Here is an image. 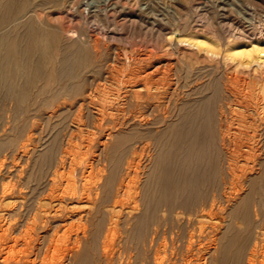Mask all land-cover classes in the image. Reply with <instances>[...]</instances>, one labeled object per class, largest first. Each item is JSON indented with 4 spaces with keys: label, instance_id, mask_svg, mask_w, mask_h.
Masks as SVG:
<instances>
[{
    "label": "rangeland",
    "instance_id": "374dc122",
    "mask_svg": "<svg viewBox=\"0 0 264 264\" xmlns=\"http://www.w3.org/2000/svg\"><path fill=\"white\" fill-rule=\"evenodd\" d=\"M85 1L86 0H13L12 2L14 5L12 4L10 9L4 8L5 2H3V11H1L2 14L0 13V35L4 36V40H0V163L6 157L8 160L5 159V161H8L9 165L11 164L10 168L13 166L12 168L14 169L18 165L22 168L19 167L21 169L18 171L19 175L17 173L14 175L15 180L11 177L8 178L10 176L6 174L8 171H6V175L2 176V179L0 178V217L3 215L5 216L10 210L17 208V210L15 209V214H17L15 216H17V218H19V216L29 217V222L32 221L35 215H42V218H44L47 213L49 214L58 209L55 198L54 200L56 202H54L53 198L51 199L47 196L48 189L51 187L49 182L54 179L58 182L55 187L57 190L55 192L56 195L59 191L63 190L65 192H62L69 197L71 195L70 192H73V187H77V189L79 186H82L83 189L84 187L88 188L87 182L89 181L90 185V181L92 183V181L96 180L91 184L92 187L89 186L92 188L93 192L90 195L92 199L87 197L85 193V195L83 194L80 198L78 196L76 199H66L65 202L63 201V205H67L65 206L67 208V214L71 212L70 207L73 206V214L75 216L78 215V212L79 215L85 214L84 221L78 220V222H86L85 224L88 225L85 232V234H87L88 243L86 242L85 245L80 247V249H82L79 255L75 257L77 259L73 258L69 260L68 254L70 251L69 248L71 247L69 241L65 246L60 247L61 249L57 251V253L47 252L46 247H42L43 240L40 236L42 234L44 235L47 228L37 227L32 232L34 237L32 246L34 243L36 245L32 248V250H34L32 251L33 254L31 258L33 259L35 257V264H48L49 262H51L49 264H128L127 261L130 262V264H158L159 262H162V264H192V262H194L193 264H196V262L197 264H213L210 259L207 260V258H204L205 253L213 248V245L210 244L211 237L215 236L216 232H220L221 234L218 233V236L221 237L224 233L223 230L227 229V222L229 220H233L236 225L235 230L241 234H239L236 239L238 244H234L236 248L233 247V250L228 247L224 249L221 254V256L223 255L221 262L223 261L224 263L222 262L221 264H264V67L254 63L250 65L239 64V62H236L238 61L237 59L234 60L227 57L225 51V47L232 40H253V38L262 39L264 37V0H113L118 3V10L109 11L111 15L108 14L109 12L104 13L106 10L103 9L105 7L102 5L95 15L89 14L87 15L89 17L86 16L85 18H81L79 12L84 8L83 5ZM81 5L83 7H81ZM24 21H26V24ZM240 28H243V31L246 30V28L248 30L251 29L250 32H253L252 36H248V33L239 30ZM84 30L85 32H89L91 36H95H92V39L95 40L96 37L100 39L98 40L100 41L98 53L87 44H75L74 47L72 45L67 46L66 40L69 39V36L73 35L76 37ZM51 31H53V33H51L52 35L48 34V32L50 33ZM37 33H39L38 38ZM76 33L77 35H74ZM23 34L26 36L24 43L21 42V40L19 41ZM197 34H207L214 39L218 45L210 47V50L207 51L196 44L194 46L189 45L186 41H181V39L189 38ZM235 34L241 36L237 37ZM18 36L19 39L17 38ZM32 36L34 37L33 39L31 38ZM1 38L3 37L1 36ZM17 39L18 42H16ZM26 46L29 50L27 49L23 52ZM115 50L120 51L122 61L115 59ZM19 52H21V54ZM147 54H152V58L150 56L148 57ZM145 55L147 56L145 57ZM141 57L142 60H144L143 62L140 61ZM158 61L166 63V65L169 62L171 65L168 64L169 66H166L164 64L161 73L157 75L158 77L154 76L149 80H152V82L149 83L150 94L153 95L152 93H154V96L150 94V96H148L146 91H142V97L139 96L140 94H133L132 98L131 96L127 97L129 88L128 81L130 80L131 74L130 70L133 71L134 68H139L142 63L145 67H141L146 68L147 64ZM210 80L211 82H209ZM152 89L156 91L152 92ZM136 97H140L138 98V102ZM146 97L147 99H145ZM135 99L137 105L135 104ZM140 99H142V102ZM128 101L132 102L130 103ZM186 105L189 106L186 108L189 109L190 118H188V123L183 126V128H185L181 133L183 139L179 138L181 140L179 142L181 143L178 142L175 144L174 148H167L164 146L161 147V149L159 148V151H161L158 155V168L156 172L152 173L154 178L152 176L150 177L157 183L155 185L161 184L160 187L162 186L161 188H163V190L165 189V191L161 190L159 186H157V191L152 189L150 194L154 196L150 198V209H147L143 216L128 221L126 217L129 214L134 215L135 213H131L127 205L125 206L126 200L123 198L125 195L123 194L125 193V187L121 182L124 181L123 183H125L126 165L133 151L132 149L136 147L138 150L140 145H148L147 152L150 153L149 156H152L156 142L160 145L166 140L167 136V139L170 138V131L165 129V118L167 120L170 119L181 107L184 108ZM235 108L237 110H235ZM134 110H136L137 113H134ZM137 110L142 114L147 112L146 115L148 117L152 116L150 120H148L149 118L143 114L145 120L149 122V126H132L134 115H136V117L140 115ZM170 110L173 111L172 114ZM251 114L254 115L251 116ZM199 121H202L201 123L203 126ZM219 121H222L221 124L223 125H219ZM227 121H229V123ZM156 123L158 124L157 127ZM232 123L233 126H231ZM192 124L194 125L192 126ZM195 125L198 126L197 130L200 127V131L198 130L199 133H195L198 131L193 130L194 135L193 133H189V131L193 132L191 130L196 129ZM124 126H126V128ZM152 126L155 127L153 128ZM246 126H248V128H246ZM158 127L160 128L158 129ZM116 128L120 130V133L114 137L113 141L109 142L103 154L99 148L100 143L109 130H115ZM219 128L221 129L219 130ZM177 131L178 130H175V133ZM201 131L203 133L202 135L200 133ZM253 132L255 133L253 134ZM158 135L161 138H159ZM183 135L185 137H183ZM241 140L243 142H251L250 144L252 146L255 145V150L259 146L263 147V150H261V152L256 150V154L254 153L255 150H250L249 152V150H245V148L239 151L233 150V144H239V142H242ZM114 142H116V145H113ZM25 143L30 149V152L28 154V159L22 163L15 157L19 155ZM178 145H181L182 152L181 147ZM190 145L194 148L196 147L195 149L197 150L193 149ZM176 146L179 147L180 154L182 155H177L178 153L176 151L178 148ZM32 148L35 149V152H33L34 150ZM222 148L224 150H222ZM184 150L186 152H184ZM235 152L236 154L240 153V156L238 154V156L235 155ZM227 155H229V157ZM242 155L247 157L244 158ZM61 156H65L63 158L67 160L64 167L61 164ZM238 157H241V159ZM71 160H73V162H71ZM93 161H98L100 164L96 162L95 164L97 165H95ZM71 163H73V166L76 164L75 168L78 169H74ZM57 166L59 168H55ZM70 167L73 168L71 169ZM54 171L56 174H54ZM70 172L75 178L70 177ZM52 174L54 177H52ZM58 175H60L61 178ZM80 176L83 177L85 181L81 180ZM89 176L93 179L89 178ZM100 176H102V180L97 182V178L99 180ZM86 177L89 179L87 180ZM249 178L253 180L251 181ZM151 179L150 181H152ZM7 180H14L12 182H14V184L16 183V186L19 184L18 187L20 188V192L17 191V193L13 195V198H2L1 184L9 182ZM118 182H120L119 184L122 186L119 185ZM59 183L62 184L58 185ZM94 183H97V185H95L99 188H97ZM180 183L185 184L181 185ZM192 183H196L195 186L197 185L196 187H198L199 190H197L198 188L194 189V184L191 187ZM54 184L55 183H52L51 185ZM176 184L181 185L179 189L182 188V190L184 186L186 191L192 189L189 190V192H185V195L190 193L189 196L185 197L189 203L186 209L187 211L181 209L171 210V206L173 205L171 201L174 198L169 192L176 188ZM164 185L169 188H164ZM186 185H190L188 190ZM170 186L171 188L173 186V188L171 189ZM90 188H88V191ZM121 191L123 192L122 194ZM119 192L121 196H118ZM93 194H95V196H93ZM243 194L247 195V200L245 201L246 204L242 203L244 205L242 206V204H240L238 207V209H242V211L240 212L239 210V212L237 211L235 214L230 213L231 205L237 200H241V197L245 196ZM231 195L232 197H229ZM16 196L17 199H19L18 203V200L15 201ZM97 196L98 198H96ZM88 198L91 199V201ZM115 198L119 199L116 200ZM230 198H233V200ZM79 200L84 204L78 202ZM69 201L75 204L73 203L72 205ZM116 201H119L122 205ZM211 202L220 206L221 210H217L220 214L216 213V216H211L206 214L205 211L200 210L204 207H210L212 204ZM78 203L81 208L78 206ZM21 204L22 206H20ZM89 206H91V208ZM118 206L122 208L120 207L121 209L119 208L117 212L114 208ZM123 207H126V209ZM20 208L22 209L20 210ZM246 208L247 212L242 214ZM254 208L257 210L256 212ZM42 211H45L46 213H44L46 215ZM195 213L199 215H195ZM115 217L118 220H116ZM76 218H78V216ZM210 218L211 220H209ZM111 219L116 220L117 230L114 236L110 235L105 238V235L108 233ZM137 219L138 221H136ZM162 219H165V221H162ZM216 221L217 225L219 226V224H221V226H216ZM195 224L196 227L193 226ZM189 225L192 228L189 227ZM213 225L217 228H214ZM204 227L206 229H204ZM208 227L210 229H208ZM202 229L206 232L204 234L208 232L206 237L211 235L208 238L210 241L208 239V242L205 240L207 246H203L202 248L198 242L196 243L198 247L195 244H189L192 237L191 232L195 231L193 235L200 237ZM80 231H82V229ZM164 231L166 233H163ZM211 231L216 232L213 235ZM56 233H53L50 239H56L64 232L62 229ZM164 234L167 235L165 236ZM170 234H174V238L173 235L171 236ZM257 234H259V236ZM163 237L165 238L163 239ZM200 238L201 240L203 239V237ZM200 238H198L197 241L200 240ZM48 239L49 238H47V240ZM185 240H187V243ZM254 240H258L260 245L255 254H251L250 247L253 246ZM162 242L165 246L162 245ZM152 243H156L155 245L157 247L155 245L154 247ZM187 245L188 247H186ZM219 247L217 246L218 249H220ZM36 248L40 249V251ZM63 248L65 250H63ZM162 248L164 251L161 250ZM203 249H206L207 252ZM189 250H192L194 253L192 251V254L189 253ZM184 251L186 253H184ZM215 251L216 250L213 251V254L216 257L219 256L218 258L220 259V253ZM227 251L229 252L227 253ZM45 254L48 255L47 258ZM61 257L62 259H60ZM189 257H191V259H189ZM202 259H204V261ZM214 263L219 264L217 259Z\"/></svg>",
    "mask_w": 264,
    "mask_h": 264
},
{
    "label": "bare ground",
    "instance_id": "6f19581e",
    "mask_svg": "<svg viewBox=\"0 0 264 264\" xmlns=\"http://www.w3.org/2000/svg\"><path fill=\"white\" fill-rule=\"evenodd\" d=\"M13 0H0V13H1V11H3V2H5V6H4V8H9L10 9V7H11V5L13 4V2H12ZM117 1V0H116ZM116 1H113V0H86L85 1V3H84V8L83 9H81L80 10V16H81V18H85L87 15H89V14H94L95 15V13H97V11L99 10V8H100V6H102L103 5V7H105V8H103L104 10H106V12H104V13H107V12H109V11H116V10H118V3L116 2ZM83 2V1H82ZM14 5V4H13ZM82 5H81V7H83ZM102 9V10H103ZM122 10V9H121ZM5 11V10H4ZM7 11V10H6ZM70 13V12H69ZM113 13V12H112ZM2 14V13H1ZM14 14V13H13ZM109 15H111L110 14V12L108 13ZM124 14V13H123ZM12 15V14H11ZM114 15V14H113ZM15 16V15H14ZM99 16V15H98ZM124 16V15H123ZM87 17H89V16H87ZM113 17V16H112ZM124 17H126V16H124ZM19 20V19H18ZM116 20V19H115ZM28 21V20H27ZM127 21V20H126ZM25 22V24H26V21H24ZM24 22H23V24H24ZM28 23V22H27ZM88 23V22H87ZM29 25V24H28ZM241 26V25H240ZM1 27V26H0ZM18 27V26H17ZM58 28V27H57ZM33 29V28H32ZM89 29V28H88ZM245 29V28H244ZM34 30V29H33ZM54 30V29H53ZM60 30V29H59ZM181 30V29H180ZM179 30V31H180ZM236 30V29H235ZM239 30H242L243 31V28H240ZM250 30L251 29H247L246 28V30H244L243 32H247L248 33V36H252V33L250 32ZM261 30V29H260ZM36 31V30H35ZM86 31H87V29H86ZM171 31H173V30H171ZM71 32V31H70ZM234 32H236V31H234ZM260 32V31H259ZM45 33V32H44ZM51 33H53V31H51L50 33L48 32V34H51ZM55 33V32H54ZM67 33V32H66ZM263 33V32H262ZM38 35H37V38L39 37V33H37ZM47 34V33H46ZM170 34V33H169ZM174 34V33H173ZM179 34H180V32H179ZM232 34V33H231ZM242 34V33H241ZM25 34H23L21 37H20V39H19V36L17 37L18 39H19V41L21 40V42H23L24 43V41H25V37L26 36H24ZM28 35V34H27ZM52 35V34H51ZM54 35V34H53ZM74 35H77V33L76 34H74ZM236 35V34H235ZM247 35V34H246ZM1 36L3 37V38H1ZM69 36V35H68ZM93 36V35H92ZM91 36V34L89 33V32H85V30L83 31V32H81V33H79L76 37H74L73 35L72 36H69V39H67L66 40V44H67V46H75V44H87L90 48H92L95 52H99V48H98V45L100 44V41H98V40H100V39H97L98 37H96L95 38V40L94 39H92L93 37H95V36H93L92 37ZM187 36V35H186ZM237 36V35H236ZM241 36V35H240ZM239 35L237 36V37H240ZM36 37V36H35ZM107 37V36H106ZM28 38H29V36H28ZM32 39L34 38L33 36L31 37ZM52 38V37H51ZM18 39H17V41L16 42H18ZM55 39V38H54ZM235 39V38H234ZM243 39V38H242ZM0 40L1 41H3L4 40V36L3 35H0ZM0 41V42H1ZM63 41H65V40H63ZM181 41L182 42H184V41H186L189 45H194L195 46V44L197 45V46H199V47H202L203 49H206L207 51L208 50H210V47H213V46H215V45H218L217 43H216V41L214 40V39H212L210 36H208L207 34H197V35H195V36H191V37H189V38H185V39H181ZM37 42V41H36ZM57 42V41H56ZM99 42V43H98ZM185 42V43H186ZM38 43V42H37ZM63 43V42H62ZM21 44V43H20ZM179 44H181V43H179ZM21 46H22V44H21ZM52 46V45H51ZM62 46H64V45H62ZM84 46V45H83ZM105 48V47H104ZM22 49V48H21ZM29 50V48L26 46L24 49H23V52H25L26 50ZM63 49V48H62ZM2 50V49H1ZM150 50V49H149ZM218 50V49H217ZM18 51V50H17ZM16 51V52H17ZM225 51H226V54H227V57H230L231 59H237L238 61H236V62H239V64H242V65H250V64H252V63H254V64H257L258 66H261V67H264V37L262 38V39H255V38H253V40H232V41H230L229 43H228V45L225 47ZM70 52V51H69ZM135 52H136V50H135ZM223 52V51H222ZM2 53V52H1ZM20 54H21V52H19ZM28 53V52H27ZM26 53V54H27ZM141 53V52H140ZM150 53V52H149ZM160 53V52H159ZM179 53V52H178ZM209 53V52H208ZM30 54V53H29ZM136 54V53H135ZM181 54V53H180ZM148 55V57L150 56L151 57V55L152 54H147ZM147 55H145V57L147 56ZM22 56H23V54H22ZM113 57V56H112ZM114 57H115V59L116 60H121L122 59V55H121V53H120V51H116L115 50V52H114ZM147 57V58H148ZM156 57V56H155ZM140 58V57H139ZM152 58V57H151ZM133 59V58H132ZM137 59V58H136ZM135 59V60H136ZM144 59V58H143ZM146 59V58H145ZM156 59H157V57H156ZM129 60V59H128ZM149 60H150V58H149ZM122 61V60H121ZM140 61H144V60H142V57H141V60ZM141 62V63H142ZM23 63V62H22ZM133 63V62H132ZM135 63V62H134ZM137 63H138V61H137ZM137 63H136V65H137ZM140 63V62H139ZM171 63H172V61H171ZM143 64V63H142ZM142 64H140L141 66H144V65H142ZM144 64H145V62H144ZM166 65V63H162L161 61H158V62H151L150 64H147V66H146V68H142L140 65V67L139 68H131L130 66V68L131 69H133V71L132 70H130L131 71V74H130V80L128 81L129 82V88H128V91H127V97H129V96H131V98H132V95L133 94H140L139 96L140 97H142L143 95H142V91H146V93H147V95L148 96H150L151 94H150V87H149V83H151L152 82V80L151 81H149L150 79H152L151 77H154V76H157V75H159L160 73H161V69H162V66L163 65ZM168 64H170L169 62H168ZM167 64V65H168ZM133 65V64H132ZM146 65V64H145ZM166 65V66H167ZM171 65V64H170ZM12 66V65H11ZM125 66V65H124ZM169 66V65H168ZM20 67V66H19ZM137 67V66H136ZM145 67V66H144ZM170 67H172V66H170ZM213 67V66H212ZM253 67H254V65H253ZM127 68V67H126ZM165 68V67H164ZM169 68V67H168ZM22 69V68H21ZM113 69V68H112ZM255 69H256V67H255ZM127 70V69H126ZM170 73H172V72H170ZM236 73V72H235ZM114 74V73H113ZM166 74V73H165ZM237 74V73H236ZM20 75V74H19ZM29 75V74H28ZM222 75H223V73H222ZM162 76V75H161ZM164 76V75H163ZM233 76V75H232ZM231 76V77H232ZM21 77V76H20ZM158 77V76H157ZM168 77V76H167ZM19 78V77H18ZM235 78V77H234ZM128 79H129V77H128ZM157 79V78H156ZM223 79V78H222ZM159 80H161V79H159ZM158 80V81H159ZM264 80V79H263ZM24 81V80H23ZM155 81H157V80H155ZM161 81H163V80H161ZM209 82H211V80L209 81ZM216 82V81H215ZM161 83V82H160ZM163 83V82H162ZM245 83V82H244ZM126 84H128V83H126ZM207 84V83H206ZM217 84V83H216ZM248 84V83H247ZM156 85V84H155ZM176 85V84H175ZM174 85V86H175ZM228 85V84H227ZM227 85H224V86H227ZM236 85V84H235ZM240 85V84H239ZM27 87V86H26ZM157 89V88H156ZM246 89V88H245ZM157 90H159V89H157ZM250 90V89H249ZM153 91H156V90H153L152 89V92ZM181 91V90H180ZM211 91V90H210ZM151 92V93H152ZM175 92V91H174ZM264 92V91H263ZM160 93V92H159ZM236 93V92H235ZM150 94V95H149ZM153 95H151V96H154V93H152ZM228 94V93H227ZM125 95V94H124ZM191 95V94H190ZM240 95V94H239ZM253 95V94H252ZM184 96V95H183ZM233 96V95H232ZM235 96V95H234ZM134 97V96H133ZM140 97H136V99H137V102H138V98H140ZM145 97V96H144ZM186 97V96H185ZM244 97V96H243ZM249 97V96H248ZM247 97V98H248ZM256 97V96H255ZM180 98H181V96H180ZM136 99H135V102H136ZM145 99H147V97L145 98ZM229 99V98H228ZM142 99H140V101H141ZM154 100H155V98H154ZM162 100V99H161ZM161 100H159V101H161ZM238 100V99H237ZM243 100V99H242ZM260 100V99H259ZM264 100V99H263ZM140 101H139V103H140ZM146 101V100H145ZM148 101V100H147ZM158 101V100H157ZM128 102H130V101H128ZM132 102V101H131ZM130 102V103H131ZM134 102V103H135ZM137 102L135 103L136 105H137ZM142 102V101H141ZM175 102V101H174ZM196 102V101H195ZM238 102V101H237ZM125 103V102H124ZM145 103V102H144ZM239 103V102H238ZM241 103H242V101H241ZM146 104V103H145ZM152 104V103H151ZM151 104H150V106H151ZM155 104H157V103H155ZM160 104V103H159ZM132 105V104H131ZM136 105H135V107H136ZM144 105V104H143ZM229 105V104H228ZM245 105V104H244ZM140 106V105H139ZM144 106H146V105H144ZM143 106V107H144ZM148 106V105H147ZM153 106V105H152ZM157 106H159V105H157ZM163 106V105H162ZM178 106V105H177ZM167 107V106H166ZM184 107V106H183ZM186 107H189L188 105H186L184 108H180L176 113H175V115H173L170 119H166L165 118V125H166V128L165 129H167V130H169L170 131V138L169 139H167V137H166V140L164 141V142H162L160 145H158L157 144V142H156V145H155V148H154V151L152 152L153 154H152V156H149V152H147V150H148V145H140L139 146V148H138V150H137V148L136 147H133V151H132V153H131V156L129 157V160L127 161V171H126V180H125V183H123V182H121V184L122 185H124V187H121V188H124V192L125 193H123L122 191H121V194L123 193V194H125L124 196H123V198L126 200V203H125V206L127 205V208L130 210V212L132 213H135L134 215L133 214H129L128 216H127V214H128V212H127V214H126V219L128 220V221H130V220H132V219H135V218H139V217H141V216H143L144 214H145V212H146V210L147 209H150V202H151V196L153 197L154 195H152V194H150V191L152 190V189H157L158 187L157 186H159L160 187V185L158 184V185H155V184H157V183H155L150 177L152 176V173H154V172H156V170H157V168H158V164H159V162H158V160H159V158H158V155H159V153H160V151H159V148L161 149V147H167V148H174L175 147V144H177L179 141H181L179 138H182L181 137V133L183 132V130L185 129V128H183V126H185L187 123H188V118H190L189 117V114H190V112H189V109H187ZM224 107V106H223ZM140 108V107H139ZM149 108V107H148ZM159 108V107H158ZM177 108V107H176ZM230 108V107H229ZM246 108H247V106H246ZM256 108V107H255ZM136 109V108H135ZM141 109H143V108H141ZM166 109V108H165ZM164 109V110H165ZM178 109V108H177ZM248 109V108H247ZM261 109V108H260ZM132 110V109H131ZM130 110V111H131ZM151 110V109H150ZM155 110V109H154ZM235 110H237L236 108H235ZM263 110V109H262ZM137 111H139V110H137ZM145 111H146V109H145ZM149 111V110H148ZM136 112V110H134V113ZM144 112V111H143ZM156 112V111H155ZM154 112V113H155ZM161 112H164V111H161ZM170 112H171V114H172V110H170ZM169 112V113H170ZM219 112V111H218ZM137 113V112H136ZM139 113H140V111H139ZM147 113V112H146ZM146 113L144 112L143 114H145V116H147L146 115ZM159 113H160V111H159ZM158 113V114H159ZM169 113H167V114H169ZM236 113V112H235ZM250 113H252V112H250ZM256 113V112H255ZM259 113V112H258ZM257 113V114H258ZM130 114V113H129ZM128 114V115H129ZM142 113H140V115L139 116H137L136 117V115H134V119H133V125L132 126H139V127H142V126H146V125H148L149 126V122H147L146 120H145V118L143 117L144 115H143ZM156 114V113H155ZM154 114V115H155ZM166 114V115H167ZM192 114V113H191ZM222 114V113H221ZM242 114V113H241ZM161 115V114H160ZM164 115V114H163ZM170 115V114H169ZM245 115V114H244ZM252 115H254V114H251V116ZM261 115V114H260ZM132 116V115H131ZM168 116V115H167ZM235 116V115H234ZM148 117V116H147ZM150 117H152V116H150ZM150 117H148L149 119L148 120H150ZM203 117V116H202ZM263 117V116H262ZM144 118V119H143ZM123 119V118H122ZM152 119V118H151ZM221 119V118H220ZM219 119V120H220ZM225 119V118H224ZM228 119V118H227ZM222 120V119H221ZM234 120V119H233ZM251 120V119H250ZM242 121V120H241ZM256 121V120H255ZM200 122V121H199ZM202 122V121H201ZM200 122V123H201ZM220 122V121H219ZM218 122V123H219ZM222 122V121H221ZM221 122L219 123V125H223V124H221ZM228 123H229V121H227ZM261 122V121H260ZM126 123V122H125ZM124 123V124H125ZM129 123V122H128ZM192 123V122H191ZM198 123V122H197ZM199 123V124H200ZM240 123V122H239ZM116 124V123H115ZM123 124V123H122ZM121 124V125H122ZM157 124V123H156ZM161 124V123H160ZM198 124V125H199ZM202 124V123H201ZM231 124V123H230ZM255 124H256V122H255ZM119 125V124H118ZM191 125V124H190ZM194 124H192V126H193ZM131 126V125H130ZM151 126V125H150ZM158 126V124L156 125V127ZM160 126V125H159ZM200 126V125H199ZM202 126H203V124H202ZM202 126H200V127H202ZM205 126V125H204ZM231 126H233V123H232V125ZM236 126V125H235ZM238 126V125H237ZM245 126V125H244ZM257 126V125H256ZM259 126V125H258ZM122 127V126H121ZM125 128H126V126H124ZM128 127V126H127ZM138 127V128H139ZM153 128L155 127V126H152ZM197 127L198 126H196L195 125V128L196 129H192L191 131H198L199 130V128H198V130H197ZM223 127V126H222ZM227 127H228V125H227ZM226 127V128H227ZM264 127V126H263ZM145 128V127H144ZM147 128V127H146ZM150 128V127H149ZM148 128V129H149ZM160 127H158V129H159ZM226 128H225V130H226ZM229 128V127H228ZM227 128V129H228ZM238 128V127H237ZM246 128H248V126H246ZM245 128V129H246ZM257 128V127H256ZM122 129V128H121ZM129 129V128H128ZM164 129V130H165ZM171 129V130H170ZM221 128H219V130H220ZM224 129V128H223ZM231 129V128H230ZM240 129H241V127H240ZM254 129V128H253ZM156 130V129H155ZM163 130V129H162ZM175 130H178L176 133H175ZM232 130V129H231ZM249 130V129H248ZM110 131V130H109ZM108 131V133H107V135L105 136V138L102 140V142L100 143V151L104 154V152H105V150H106V148H107V145L109 144V142L110 141H113V139H114V137L115 136H117L119 133H120V130L118 129V128H116L115 130H111L110 132ZM122 131H123V129H122ZM124 131H126V130H124ZM149 131V130H148ZM186 131H188V130H186ZM194 131L193 132H190L189 131V133H193L194 134ZM200 131V130H199ZM199 131L198 132H195V133H199ZM204 131V130H203ZM224 131V130H223ZM229 131V130H228ZM254 131V130H253ZM222 132V131H221ZM230 132V131H229ZM132 133V132H131ZM135 133H138V132H135ZM186 133V132H185ZM201 133V135L203 134L202 133V131L200 132ZM228 133V132H227ZM255 132H253V134H254ZM141 134H142V132H141ZM184 134V133H183ZM232 134V133H231ZM231 134H229V135H231ZM245 134V133H244ZM262 134V133H261ZM139 135V134H138ZM144 135V134H143ZM160 135V134H159ZM158 135V136H159ZM163 135V134H162ZM195 135V134H194ZM222 135V134H221ZM228 135V136H229ZM241 135V134H240ZM258 135V134H257ZM134 136V135H133ZM187 136H188V132H187ZM237 136H238V134H237ZM261 136V135H260ZM32 137V136H31ZM137 137V136H136ZM165 137V136H164ZM183 137H185L184 135H183ZM190 137H191V135H190ZM243 137V136H242ZM242 137H241V139H242ZM257 137V136H256ZM153 138V137H152ZM159 138H161L160 136H159ZM196 138V137H195ZM230 138H231V136H230ZM229 138V139H230ZM244 138H246V137H244ZM183 139V138H182ZM186 139V138H185ZM187 139H188V137H187ZM228 139V140H229ZM254 139V138H253ZM257 139V138H256ZM47 140V139H46ZM135 140V139H134ZM141 140H143V139H141ZM149 140V139H148ZM227 140V141H228ZM230 140H232V139H230ZM243 140V139H242ZM241 140V141H242ZM246 140V139H245ZM150 141V140H149ZM160 141V140H159ZM221 141V140H220ZM224 141V140H223ZM240 141V140H239ZM248 141H249V139H248ZM29 142V141H28ZM188 142V141H187ZM257 142V141H256ZM255 142V143H256ZM260 142V141H259ZM258 142V143H259ZM139 143V142H138ZM145 143V142H144ZM146 143H147V141H146ZM151 143V142H150ZM179 143H181V142H179ZM192 143V142H191ZM251 143V142H250ZM249 142H239V144L238 143H235V144H233V150H242V148L244 149L245 148V150H249V152H250V150H255V145L254 146H252L251 144H250ZM44 144V143H43ZM42 144V145H43ZM140 144V143H139ZM195 144V143H194ZM193 144V145H194ZM224 144L226 145V143L224 142ZM257 144V143H256ZM29 145V144H28ZM113 145H116V142H114V144ZM132 145V144H131ZM137 145V144H136ZM184 145V144H183ZM22 146V145H21ZM47 146V145H46ZM51 146V145H50ZM78 146V145H77ZM82 146V145H81ZM80 146V147H81ZM178 146H180L181 147V145H178ZM186 146V145H185ZM190 146H192V145H190ZM221 146H222V144H221ZM228 146H229V144H228ZM259 146V145H258ZM115 147V146H114ZM150 147V146H149ZM177 147V146H176ZM193 147V146H192ZM192 147H191V149H192ZM198 147V146H197ZM223 147V146H222ZM231 147V146H230ZM48 148V147H47ZM98 148V147H97ZM152 148V147H151ZM178 149H177V155H179L180 154V149H179V147H177ZM196 148V147H195ZM194 147H193V149H195ZM201 148V147H200ZM224 149H225V147H223ZM222 148V150H224ZM20 149H21V147H20ZM33 149V148H32ZM76 149V148H75ZM81 149H82V147H81ZM81 149H79V150H81ZM186 149V148H185ZM187 149H188V147H187ZM192 149V150H193ZM34 151L33 152H35V149H33ZM158 150V151H157ZM168 150V149H167ZM195 150H197V149H195ZM200 150V149H199ZM228 150V149H227ZM256 150H259L260 152H261V150H263V147H261V146H259L258 148H256ZM256 150L254 151V153L256 154L257 152H256ZM130 151V150H129ZM188 151V150H187ZM229 151V150H228ZM231 151H232V149H231ZM29 152H30V149L28 148V146H27V144L25 143L24 144V147H23V149L19 152V155L17 156V157H15L16 159H19L20 160V162H22V163H24L27 159H28V154H29ZM55 152V151H54ZM73 152V151H72ZM78 152V151H77ZM80 152V151H79ZM89 152V151H88ZM100 152V153H101ZM181 152H182V147H181ZM184 152H186L185 150H184ZM230 152V151H229ZM234 152V151H233ZM74 153H75V151H74ZM86 153V152H85ZM163 153V152H162ZM251 153H252V151H251ZM259 153V152H258ZM77 154V153H76ZM80 154H82V153H80ZM148 154V155H147ZM230 154H231V152H230ZM238 154V153H237ZM236 154V152H235V155H237ZM246 154V153H245ZM248 154V153H247ZM14 155H17V154H14ZM13 155V156H14ZM56 155V154H55ZM86 155V154H85ZM147 155V156H146ZM180 155H182V154H180ZM184 155H185V153H184ZM232 155H233V153H232ZM232 155H230V156H232ZM239 156H240V153L238 154ZM237 155V156H238ZM251 155V154H250ZM250 155H248V156H250ZM36 156V155H35ZM73 156V155H72ZM72 156H70V157H72ZM74 156H75V154H74ZM73 156V157H74ZM87 156V155H86ZM228 157H229V155H227ZM234 156V155H233ZM243 156V155H242ZM241 156V157H242ZM257 156V155H256ZM62 157V156H61ZM63 157H65V156H63ZM60 158V160H61V164H62V166L64 167L65 165H66V163H67V160H66V158ZM67 157V156H66ZM79 157V156H78ZM80 157H81V155H80ZM79 157V158H80ZM85 156L83 155V158H84ZM97 157H98V155H97ZM96 157V158H97ZM241 157L239 158V159H241ZM244 157V156H243ZM247 157V156H246ZM246 157H244V158H246ZM190 158V157H189ZM3 159V158H2ZM1 159V160H2ZM5 159H6V157H5ZM5 159H3V161H1V163H0V178L2 179V176L3 175H6V174H9L10 176L8 177V178H14V175H16V173L18 174V171H20L21 169L20 168H22V167H20L18 164H16V165H18L17 167H15L14 169L12 168H10V165H9V163H8V161H5ZM69 159V158H68ZM71 159V158H70ZM85 159V158H84ZM195 159V158H194ZM238 159V160H239ZM251 159V158H250ZM6 160H8V159H6ZM59 160V159H58ZM74 160V159H73ZM73 160H71V162H73ZM94 160V159H93ZM97 160H98V158H97ZM187 160V159H186ZM244 160H246V159H244ZM92 161V160H91ZM99 161V160H98ZM98 161H96V162H98ZM107 161V160H106ZM249 161V160H248ZM10 162V161H9ZM33 162V161H32ZM56 162V161H55ZM87 162V161H86ZM94 162V161H93ZM96 162H94V164L96 163ZM232 162H234V161H232ZM254 162V161H253ZM252 162V163H253ZM89 163V162H88ZM99 163V162H98ZM105 163V162H104ZM180 163V162H179ZM205 163V162H204ZM80 164H81V162H80ZM86 164V163H85ZM100 164V163H99ZM233 164H235V163H233ZM14 165V164H13ZM16 165H14V166H16ZM69 165V164H68ZM71 165L73 166V163H71ZM79 165V164H78ZM77 165V166H78ZM95 165H97V164H95ZM241 165H242V163H241ZM249 165H251V164H249ZM54 166V165H53ZM60 166V165H59ZM75 166H76V164L73 166L74 167V169H78V168H75ZM87 166H88V164H87ZM92 166H93V164H92ZM105 166V165H104ZM240 166V165H239ZM259 166V165H258ZM20 167V168H19ZM73 167H70L71 169L73 168ZM79 167H81V166H79ZM85 167V166H84ZM84 167H83V171H84ZM101 167V166H100ZM229 167V166H228ZM235 167V166H234ZM55 168H59L58 166L57 167H55ZM62 168V167H61ZM68 168H69V166H68ZM82 168V167H81ZM86 168V167H85ZM94 168V167H93ZM92 168V169H93ZM96 168V167H95ZM105 168V167H104ZM236 168V167H235ZM247 168V167H246ZM251 168V167H250ZM9 169H11V170H9ZM245 169V168H244ZM80 170V169H79ZM82 170V169H81ZM91 170V169H90ZM89 170V171H90ZM6 171H8L7 173H6ZM72 171V170H71ZM100 171H101V169H100ZM104 171H105V169H104ZM103 171V172H104ZM4 174H3V173ZM55 172V171H54ZM63 172V171H62ZM65 172V171H64ZM78 172H80V171H78ZM87 172V171H86ZM6 173V174H5ZM52 173V172H51ZM85 173V172H84ZM125 173V172H124ZM245 173V172H244ZM54 174H56V172L54 173ZM59 174V173H58ZM77 174V173H76ZM86 174V173H85ZM89 174V173H88ZM87 174V175H88ZM93 174V173H92ZM94 174L96 175V173L94 172ZM19 175V174H18ZM53 175V174H52ZM70 175H71V172H70ZM78 175V174H77ZM81 175V174H80ZM87 175H84V176H87ZM90 175H91V173H90ZM101 175V174H100ZM143 175V176H142ZM230 175V174H229ZM243 175V174H242ZM57 176V175H56ZM55 176V177H56ZM59 177H60V175H58ZM67 176V175H66ZM81 176H83V175H81ZM80 176V177H81ZM251 176V175H250ZM52 177H54V175L52 176ZM62 177H64V176H62ZM68 177V176H67ZM66 177V178H67ZM70 177H72V178H75V177H73V175H71ZM88 177V176H87ZM86 177V178H87ZM95 177V176H94ZM104 177V176H103ZM125 177V176H124ZM153 177V176H152ZM61 178V177H60ZM59 178V179H60ZM69 178V177H68ZM79 178V177H78ZM89 178H92V177H90L89 176ZM89 178H87V180L89 179ZM154 178V177H153ZM57 179H58V177H57ZM69 179H71V178H69ZM93 179V178H92ZM150 179L153 181H150ZM4 180H6V179H4ZM11 180V179H10ZM10 180H7V181H9V182H7V183H3V181H2V183L3 184H1V195H2V198H7V197H10V198H13V195H15L16 193H17V191H19L20 192V188L18 187V185L16 186V183L14 184V182H12V181H14L15 180V178H14V180H12V181H10ZM51 180V179H50ZM60 180H62V179H60ZM81 180H84L85 181V179L83 178V177H81ZM91 180V179H90ZM100 180H102V176H100V178H99V180H98V178H97V182L98 181H100ZM121 180H124V179H121ZM249 180H251L250 178H249ZM253 180V179H252ZM251 180V181H252ZM67 181V180H66ZM71 181H73V180H71ZM80 181V180H79ZM96 180H94V181H92V183L93 182H95ZM152 182V183H150V182ZM4 182H6V181H4ZM16 182V181H15ZM65 182V181H64ZM78 182V181H77ZM76 182V183H77ZM82 182V181H81ZM52 183H55L54 185H51ZM57 181L54 179L53 181H51V182H49V185L51 186L49 189H48V193H47V196L48 197H50L51 199L53 198V200H54V198H55V200L57 201V206H58V209L57 210H55L54 212H50L49 214L47 213V215L46 216H44V218H42V215H35V216H33V218H32V221L31 222H29L28 221V219H30L29 217H22V216H19V218H17V216H15V215H17V214H15V209L17 210V208H15V209H13V210H8L9 212L4 216H1L0 217V264H27V263H33V264H35V257L32 259L31 258V256H32V251L34 250H32V248H33V246L34 245H36L35 243H34V245L32 246V242L34 241V237H33V231L38 227V228H47V230L44 232V235L42 234V235H40L41 236V239L43 240V243H42V247L43 248H45L46 247V249H47V252H54V253H57V251H59L61 248L60 247H63V246H65V244L69 241L70 242V244H71V247L69 248L70 249V251H69V260H71V259H73V258H75L76 256H78L79 255V253H80V250L82 249H80V247H82L83 245H85L86 244V242H87V234H85V232H86V229H87V226L88 225H86L85 223H79L78 222V220L79 221H84V219H85V214L83 213V214H80L79 215V212H78V218H76L77 216H75L74 214H73V211H74V207L73 206H71L70 207V209H71V212H69V214H67V208L65 207V206H67V205H63V201L65 202L66 201V199L68 200V199H76L78 196H79V198L80 197H82V195L84 194L85 195V193L87 194V197H90V195L93 193L92 192V188H90L89 186H91V181H90V185H89V181L87 182L88 183V188H90L89 189V191H88V188H86V187H84V189H83V187L82 186H79L78 187V189H77V187H73L72 188V193L70 192V196L69 197H67V195H65V193H63V192H65V191H63V190H61V191H59V193H57V195H56V185H57ZM63 183V182H62ZM62 183H59L58 185H60V184H62ZM67 183V182H66ZM72 183V182H71ZM83 183V182H82ZM81 183V184H82ZM85 183V182H84ZM102 183V182H101ZM120 182H118V184H119ZM154 183V184H153ZM22 184V183H21ZM64 184V183H63ZM97 185V183H94V185ZM121 184H119V185H121ZM179 184V183H178ZM181 185H184L185 183H180ZM193 184L194 183H192L191 184V187L193 186ZM196 184V183H195ZM195 184H194V189L195 188H198V187H196L195 186ZM230 184V183H229ZM249 184V183H248ZM68 185H70V184H68ZM95 185V186H96ZM121 185V186H122ZM177 185V184H176ZM181 185H177L176 186V188L175 189H172L173 188V186H172V188H171V186H170V188L172 189H169V190H171V192H169V194H171V196L174 198L172 201H171V203H173V205L171 206V210L172 209H181V210H186L187 208H188V201L185 199V197H187V196H189V194L188 195H185V192H189V190H192V189H189L190 188V185H186L187 186V190L188 191H186L185 190V186H184V188H183V190H182V188L181 189H179L180 187L179 186H181ZM198 185H200L199 183H198ZM234 185V184H233ZM247 185V184H246ZM72 186V185H71ZM165 186V185H164ZM163 186V187H164ZM175 186V185H174ZM217 186V185H216ZM232 186V185H231ZM59 187V186H58ZM67 187V186H66ZM65 187V188H66ZM92 187V186H91ZM94 187V186H93ZM97 187V186H96ZM101 187V186H100ZM162 187V186H161ZM160 187V188H161ZM167 186H165L164 188H166ZM200 187H201V185H200ZM223 187V186H222ZM235 187V186H234ZM23 188V187H22ZM60 188V187H59ZM97 188H99V187H97ZM118 188V187H117ZM116 188V189H117ZM159 188V189H160ZM169 187H167V189H168ZM62 189V188H61ZM83 189V191L81 192V190ZM228 189V188H227ZM240 189V188H239ZM249 189V188H248ZM94 190H96V189H94ZM121 190V189H120ZM161 190H163V188H161ZM197 190H199V188L197 189ZM205 190V189H204ZM47 191V190H46ZM45 191V192H46ZM63 191V192H62ZM67 191V190H66ZM99 191V190H98ZM157 191V190H156ZM159 191V190H158ZM163 191H165V189L163 190ZM163 191H161V192H163ZM196 191V190H195ZM118 192V191H117ZM117 192H116V194H117ZM236 192V191H235ZM60 193H62V194H60ZM68 193V192H67ZM95 193V192H94ZM152 193V192H151ZM154 193V192H153ZM158 193V192H157ZM156 193V194H157ZM191 193H194V192H191ZM227 193V192H226ZM239 193V192H238ZM42 194H44V193H42ZM95 194H97V193H95ZM95 194H93V196H95ZM113 194H115V193H113ZM155 194V193H154ZM17 195H19V194H17ZM120 195V192H119V194H118V196ZM149 195H150V197H149ZM222 195V194H221ZM227 195V194H226ZM238 195V194H237ZM239 195H240V193H239ZM243 195H245V196H243V197H241V200L239 201V200H237L236 202H234V204L233 205H231V207H230V213H234L235 214V212H239V210H240V212L242 211V209H238V207H239V205L240 204H242V203H244V204H246L245 203V201L247 200V195L246 194H243ZM20 196V195H19ZM117 196V197H118ZM121 196V195H120ZM15 197V196H14ZM46 197V196H45ZM92 197V196H91ZM90 197V198H91ZM215 197V196H214ZM219 197V196H218ZM229 197H232V195L231 196H229ZM239 197V198H240ZM95 198V197H94ZM93 198V199H94ZM96 198H98V196L96 197ZM120 198V197H119ZM119 198H115L116 200L117 199H119ZM122 198V199H123ZM50 199V200H51ZM83 199V198H82ZM89 199V198H88ZM92 199V198H91ZM91 199H89L90 201H91ZM122 199H120V200H122ZM123 199V200H124ZM194 199V198H193ZM222 199V198H221ZM231 200H233V198H230ZM253 199V198H252ZM3 200V199H2ZM14 200V199H13ZM18 200V201H17ZM54 200V202H56ZM212 200V199H211ZM210 200V201H211ZM230 200V201H231ZM15 201H17V203L19 202V199H17V196H16V200ZM72 201V200H71ZM75 201V200H74ZM98 201V200H97ZM114 201V200H113ZM203 201V200H202ZM219 201H221V200H219ZM226 201L228 202V200L226 199ZM225 201V202H226ZM22 202V201H21ZM68 202V201H67ZM66 202V203H67ZM70 202V201H69ZM78 202H81V200H79ZM86 202H87V200H86ZM115 202V201H114ZM113 202V203H114ZM116 202H119V201H116ZM164 202V201H163ZM217 202V201H216ZM53 203V202H52ZM70 203H72V205H73V203L74 202H70ZM81 203H83V202H81ZM94 203V202H93ZM98 203V202H97ZM120 203V202H119ZM123 203V202H122ZM161 203V202H160ZM210 203V202H209ZM212 203V202H211ZM218 203V202H217ZM229 203V202H228ZM49 204V203H48ZM54 204V203H53ZM75 204V203H74ZM84 204V203H83ZM95 204V203H94ZM117 204V203H116ZM121 204V203H120ZM192 204V203H191ZM203 204V203H202ZM244 204H242V206L244 205ZM12 205H14V204H12ZM38 205H40V204H38ZM42 205V204H41ZM56 205V204H55ZM71 205V204H70ZM76 205H77V203H76ZM89 205H91V204H89ZM93 205V204H92ZM118 205V204H117ZM122 205V204H121ZM124 205V204H123ZM220 205H221V203H220ZM16 206V205H15ZM20 206H22V204L20 205ZM48 206V205H47ZM68 206H69V204H68ZM75 206V205H74ZM78 206L80 207V204L78 203ZM78 206H77V208H78ZM85 206V205H84ZM113 206H114V204H113ZM205 206H206V204H205ZM223 206H224V204H223ZM222 206V207H223ZM227 206V205H226ZM225 206V207H226ZM42 207H44V206H42ZM42 207H40V208H42ZM54 207V206H53ZM87 207V206H86ZM90 208H91V206H89ZM121 206H118L117 208L115 207L114 209H116V211L120 208ZM202 207H204V206H202ZM245 207H246V205H245ZM45 208V207H44ZM43 208V209H44ZM76 208V209H77ZM81 208V207H80ZM84 208V207H83ZM122 208V207H121ZM120 208V209H121ZM123 208H125L126 209V207H123ZM251 208H252V206H251ZM22 208H20V210H21ZM38 209V208H37ZM113 209V210H114ZM156 209V208H155ZM196 209V208H195ZM255 209V208H254ZM38 210H40V209H38ZM37 210V211H38ZM47 210V209H46ZM51 210V209H50ZM53 210V209H52ZM69 210V209H68ZM80 210V209H79ZM85 210V209H84ZM200 210H202V211H205V213L206 214H208V215H211V216H216V213H218L220 210H221V208H220V206L217 204V205H215V203L213 204H211V206L210 207H204V208H201ZM217 210H219L218 212H217ZM93 211V210H92ZM119 211V210H118ZM117 211V212H118ZM187 211V210H186ZM257 210L255 209V212H256ZM41 212V211H40ZM39 212V213H40ZM84 212V211H83ZM87 212V211H86ZM95 212V211H94ZM93 212V213H94ZM121 212V211H120ZM173 212V211H172ZM247 212V208L246 209H244V211L242 212V214L243 213H246ZM253 212V211H252ZM35 213V212H34ZM89 213V212H88ZM87 213V214H88ZM174 213V212H173ZM173 213H171V214H173ZM176 213V212H175ZM179 213V212H178ZM254 213V212H253ZM23 214V213H22ZM32 214V213H31ZM43 214V215H44ZM117 214V213H116ZM185 214V213H184ZM218 214H220V213H218ZM256 214V213H255ZM175 215V214H174ZM173 215V216H174ZM187 215V214H186ZM195 215H199L198 213L196 214L195 213ZM222 215V214H221ZM231 215V214H230ZM248 215V214H247ZM253 215V214H252ZM68 216V217H67ZM176 216V215H175ZM184 216V215H183ZM190 216V215H189ZM192 216H193V214H192ZM191 216V217H192ZM203 216V215H202ZM204 216H205V214H204ZM89 217H91V216H89ZM102 217V216H101ZM103 217H104V215H103ZM102 217V218H103ZM118 217V216H117ZM188 217V216H187ZM190 217V218H191ZM198 217V216H197ZM101 218V219H102ZM106 218V217H105ZM160 218V217H159ZM189 218V217H188ZM195 218H196V216H195ZM199 218V217H198ZM236 218V217H235ZM240 218V217H239ZM241 218H242V216H241ZM93 219V218H92ZM115 219H116V217H115ZM121 219V218H120ZM171 219H173V218H171ZM197 219V218H196ZM116 220H118V219H116ZM116 220H110V223H109V227H108V233L105 235V238L106 237H108V236H110V235H115V233H116V228H117V222H116ZM151 220H153V219H151ZM189 220V219H188ZM192 220V219H191ZM209 220H211V218L209 219ZM214 220V219H213ZM248 220V219H247ZM97 221V220H96ZM103 221V220H102ZM136 221H138V219L136 220ZM162 221H165V219L163 220L162 219ZM161 221V222H162ZM179 221V220H178ZM184 221H186V220H184ZM193 221H194V219H193ZM193 221H191V222H193ZM218 221V220H217ZM217 221L215 222L216 223V226H218L217 225ZM101 222V221H100ZM159 222V221H158ZM173 222H174V220H173ZM183 222V221H182ZM189 222V221H188ZM201 222V221H200ZM244 222V221H243ZM97 223H98V221H97ZM105 223V222H104ZM197 223V222H196ZM208 223V222H207ZM211 223V222H210ZM214 223V224H215ZM220 223V222H219ZM249 223V222H248ZM91 224H92V222H91ZM108 224V223H107ZM161 224V223H160ZM165 224V223H164ZM173 224V223H172ZM182 224V223H181ZM189 224H190V222H189ZM205 224V223H204ZM209 224V223H208ZM129 225V224H128ZM175 225V224H174ZM90 226V225H89ZM97 226V225H96ZM95 226V227H96ZM122 226V225H121ZM155 226V225H154ZM169 226V225H168ZM179 226V225H178ZM186 226V225H185ZM193 226H195L196 227V224L195 225H193ZM198 226V225H197ZM199 226H200V224H199ZM202 226H203V223H202ZM210 226V225H209ZM214 226V225H213ZM216 226H214V228L216 227ZM219 226H221V224H219ZM218 226V227H219ZM75 227H77V228H75ZM93 227V226H92ZM98 227V226H97ZM189 227H191L190 225H189ZM207 227V226H206ZM235 227H236V225L234 224V222H233V220L231 221V220H229L228 222H227V229H225V230H223V229H221V230H223L224 231V233L221 235V237H219L218 236V233L219 234H221L220 232H216V231H211V232H213V235H214V233L216 232V235L215 236H213V237H211L212 239H211V245H213L212 247L213 248H211V250L209 251V252H207V248L206 249H203V250H206V252L207 253H205V256H204V258H207V260H209L210 259V261L213 263V264H215L214 262L216 261V259L218 260V262H219V264H221L222 262H221V258H222V256H221V254L223 253V251H224V249L225 248H230V249H234V248H236L235 246H234V244H238L237 243V241H236V239L238 238V236H239V234H241V233H238L236 230H235ZM123 228V227H122ZM121 228V229H122ZM161 228H162V226H161ZM192 228V227H191ZM203 228V227H202ZM213 228V227H212ZM211 228V229H212ZM217 228V227H216ZM254 228V227H253ZM63 229V234L62 235H59L56 239H54V238H52V239H50V237H51V235L53 234V233H56V232H59V231H61ZM82 229V231H80ZM175 229H177V228H175ZM174 229V230H175ZM194 229V228H193ZM204 229H206L205 227H204ZM208 229H210L209 227H208ZM44 230V229H43ZM93 230V229H92ZM94 230H95V228H94ZM101 230V229H100ZM156 230H157V228H156ZM161 230V229H160ZM164 230H165V228H164ZM181 230V229H180ZM190 230V229H189ZM198 230V229H197ZM216 230V229H215ZM218 230H219V228H218ZM217 230V231H218ZM98 231V230H97ZM102 231V230H101ZM128 231V230H127ZM205 231H208V230H205ZM74 232V233H73ZM133 232V231H132ZM170 232V231H169ZM175 232V231H174ZM191 232V231H190ZM193 232H195V231H193ZM193 232H191L192 233V237H191V239H190V243L189 244H192V245H197L196 243L198 242L199 243V245L200 246H202V248H203V246H207V243L205 242V240L207 241V239L211 236H209V237H206V235L208 234V232H207V234H204V233H206V232H204V230L202 229L201 230V232H200V237H203V239L201 240V238L200 237H196V236H194L193 235ZM198 232V231H197ZM210 232V233H211ZM240 232V231H239ZM35 233H36V231H35ZM161 233V232H160ZM163 233H166L165 231L163 232ZM162 233V234H163ZM177 233V232H176ZM187 233V232H186ZM191 233H189V234H191ZM37 234H38V232H37ZM48 234V235H47ZM57 234V233H56ZM121 234V233H120ZM152 234H154V233H152ZM159 234V233H158ZM179 234V233H178ZM188 234V235H189ZM243 234V233H242ZM93 235V234H92ZM97 235V234H96ZM103 235V234H102ZM157 235V234H156ZM165 235V234H164ZM167 235V234H166ZM165 235V236H166ZM171 235V234H170ZM173 235V238H174V234H172ZM171 235V236H172ZM247 235V234H246ZM258 236H259V234H257ZM257 235H256V237H257ZM35 236V235H34ZM49 236V237H48ZM54 236V235H53ZM98 236V235H97ZM152 236V235H151ZM170 236V237H171ZM178 236V235H177ZM176 236V237H177ZM185 236H186V234H185ZM226 236H228V237H226ZM155 237V236H154ZM183 237V236H182ZM190 237V236H189ZM47 238H49L48 240H47ZM90 238V237H89ZM157 238V237H156ZM165 237H163V239H164ZM168 238V237H167ZM172 238V239H173ZM179 238V237H178ZM178 238H177V240H178ZM198 238H200V240H198L197 241V239ZM243 238H244V236H243ZM249 238V237H248ZM247 238V239H248ZM99 239H100V237H99ZM162 239V238H161ZM169 239H171V238H169ZM185 239V238H184ZM35 240H36V238H35ZM50 240V241H49ZM102 240V239H101ZM130 240V239H129ZM153 240H154V238H153ZM166 240V239H165ZM209 240V239H208ZM235 240V241H234ZM41 241V240H40ZM151 241V240H150ZM160 241V240H159ZM162 241V240H161ZM171 241V240H170ZM187 240H185V242H186ZM210 241V240H209ZM251 241H252V239H251ZM68 242V243H69ZM90 242H92V241H90ZM176 242V241H175ZM208 242V241H207ZM236 242V243H235ZM242 242H243V240H242ZM88 243V242H87ZM99 243V242H98ZM148 243V242H147ZM181 243V242H180ZM179 243V244H180ZM187 243V242H186ZM250 243V242H249ZM254 244H253V246L252 247H250L251 249V254H255V252H256V250H257V248L259 247V245H260V242H258V240H254V242H253ZM38 244V243H37ZM69 244V245H70ZM91 244V243H90ZM89 244V245H90ZM103 244V243H102ZM106 244V243H105ZM156 243H152V245L154 246ZM164 244H166V243H164ZM168 244V243H167ZM173 244V243H172ZM184 244V243H183ZM161 245V244H160ZM162 245H163V242H162ZM174 245V244H173ZM186 245V244H185ZM208 245H209V243H208ZM21 246V247H20ZM98 246V245H97ZM147 246V245H146ZM150 246V245H149ZM156 246V245H155ZM154 246V247H155ZM163 246H165V245H163ZM167 246V245H166ZM217 246L220 248V249H218L217 248ZM238 246V245H237ZM38 247V246H37ZM91 247V246H90ZM102 247V246H101ZM148 247V246H147ZM153 247V248H154ZM157 247V246H156ZM159 247V246H158ZM185 247V246H184ZM186 247H188V245L186 246ZM185 247V248H186ZM194 247V246H193ZM197 247H198V245H197ZM211 247V246H210ZM234 247V248H233ZM264 247V246H263ZM39 248V247H38ZM38 248H36V249H38ZM93 248V247H92ZM146 248V247H145ZM151 248V247H150ZM164 248V247H163ZM163 248L161 249V250H163ZM171 248V247H170ZM173 248V247H172ZM195 248V247H194ZM200 248V247H199ZM198 248V249H199ZM201 248V249H202ZM156 249V248H155ZM175 249V248H174ZM188 249V248H187ZM209 249V248H208ZM218 249V250H217ZM39 251H40V249H38ZM63 250H65L64 248H63ZM92 250V249H91ZM102 250H103V248H102ZM151 250V249H150ZM159 250V249H158ZM160 250V251H161ZM166 250V249H165ZM176 250V249H175ZM178 250V249H177ZM202 250V251H203ZM214 250H216V251H218L219 253H220V259L218 258V257H216L214 254H213V251ZM263 250V249H262ZM43 251V250H42ZM41 251V252H42ZM90 251V250H89ZM155 251V250H154ZM164 251V250H163ZM174 251V250H173ZM179 251V250H178ZM190 251V250H189ZM192 251V250H191ZM191 251L189 252V253H191ZM199 251H201V250H199ZM199 251H197V252H199ZM215 251V252H216ZM46 252V253H47ZM159 252V251H158ZM171 252V251H170ZM193 252V251H192ZM205 252V251H204ZM229 251H227V253H228ZM232 252V251H231ZM249 252V251H248ZM248 252H246V253H248ZM178 253V252H177ZM183 253V252H182ZM184 253H186L185 251H184ZM183 253V254H184ZM194 253V252H193ZM200 253H202V252H200ZM245 253V252H244ZM132 254V253H131ZM144 254H145V252H144ZM162 254H164V253H162ZM172 254V253H171ZM175 254V253H174ZM180 254V253H179ZM188 254V253H187ZM192 254V253H191ZM38 255V254H37ZM37 255H35V256H37ZM168 255V254H167ZM182 255V254H181ZM185 255V254H184ZM196 255V254H195ZM194 255V256H195ZM232 255V254H231ZM47 254H45V257L47 258ZM96 256V255H95ZM103 256V255H102ZM158 256V255H157ZM191 256V255H190ZM198 256V255H197ZM38 257V256H37ZM133 257V256H132ZM155 257H156V254H155ZM179 257V256H178ZM181 257V256H180ZM188 257V256H187ZM240 257V256H239ZM81 258V257H80ZM145 258H146V256H145ZM172 258V257H171ZM183 258V257H182ZM60 259H62V257L60 258ZM59 259V260H60ZM65 259V258H64ZM75 259H77V258H75ZM148 259V258H147ZM189 259H191V257H189ZM199 259H201V258H199ZM223 259V258H222ZM38 260V259H37ZM56 260V259H55ZM99 260V259H98ZM108 260V259H107ZM123 260V259H122ZM157 260V259H156ZM181 260V259H180ZM198 260V259H197ZM203 261H204V259H202ZM206 260V261H207ZM67 261V260H66ZM145 261H146V259H145ZM170 261V260H169ZM188 261V260H187ZM194 261L196 262V260L194 259ZM61 262V261H60ZM77 262H78V260H77ZM192 262V261H191ZM49 263H51V262H49ZM48 263V264H49ZM127 263L128 264H130V262H128L127 261ZM170 263V262H169ZM190 263V262H189ZM194 262H192V264H193ZM224 263V262H223ZM57 264V263H56ZM62 264V263H61ZM64 264V263H63ZM121 264V263H120ZM151 264V263H150ZM155 264V263H154ZM158 264H162V262H159ZM196 264H197V262H196ZM199 264V263H198ZM235 264V263H234ZM247 264V263H246Z\"/></svg>",
    "mask_w": 264,
    "mask_h": 264
}]
</instances>
